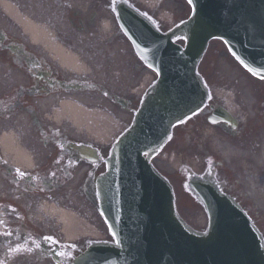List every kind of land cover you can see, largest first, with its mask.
Returning <instances> with one entry per match:
<instances>
[{
  "label": "flooded vegetation",
  "instance_id": "flooded-vegetation-1",
  "mask_svg": "<svg viewBox=\"0 0 264 264\" xmlns=\"http://www.w3.org/2000/svg\"><path fill=\"white\" fill-rule=\"evenodd\" d=\"M8 1L28 17L62 20L50 22L60 50L31 42ZM113 1L0 0V264H45L79 252L62 250L44 207L93 216L86 180L103 173L113 139L103 130L88 135L86 122L79 131L78 107L126 124L141 106L148 71L115 21L110 10L120 0ZM95 152L98 170L82 159ZM49 236L59 243L46 242Z\"/></svg>",
  "mask_w": 264,
  "mask_h": 264
},
{
  "label": "water",
  "instance_id": "water-1",
  "mask_svg": "<svg viewBox=\"0 0 264 264\" xmlns=\"http://www.w3.org/2000/svg\"><path fill=\"white\" fill-rule=\"evenodd\" d=\"M191 4L188 22L166 36L151 32L161 79L124 138L122 161L103 180L102 212L119 244L94 248L95 264H264L262 235L233 198L210 182L195 183L210 218L208 232L198 233L178 217L171 186L143 157L205 105L197 68L212 39L223 40L245 69L264 78V0ZM177 37L187 40L186 49L173 43Z\"/></svg>",
  "mask_w": 264,
  "mask_h": 264
},
{
  "label": "rangeland",
  "instance_id": "rangeland-1",
  "mask_svg": "<svg viewBox=\"0 0 264 264\" xmlns=\"http://www.w3.org/2000/svg\"><path fill=\"white\" fill-rule=\"evenodd\" d=\"M141 2L142 4L146 3L150 4L151 6H156L157 15H161L163 18L168 19L170 23L172 22L171 24L178 23L179 21L187 17L190 13L189 6L183 0H142ZM222 45L220 44V42H214L212 44L211 51L205 59L206 74L211 78L213 77L211 80V85L215 87L217 93H219L221 97L224 96L226 104L229 107L231 105V100H234L239 106H243L249 94V91L251 90V85L245 78H243L240 73L241 70H239V68L237 67L235 61L226 50V47ZM215 51H218L220 53L217 54ZM238 81L240 82L239 84ZM208 129L210 128L207 127L205 129L206 132L205 130L201 131V136H205L207 139L204 140H206L207 142L209 141L207 135L209 134ZM208 143L210 145L212 144L211 141H209ZM213 147L214 146L211 145V148L214 150ZM192 153L193 151L190 152V155H192ZM157 160V165L160 167V169H162L163 172L168 175V177H172L176 180V178L172 176L174 174V170L177 168L176 159L174 157L167 158L165 153H163ZM191 162L193 163V161ZM228 164L230 165V163ZM227 168L228 169L226 171L223 170L222 173L227 177L231 185L235 186L236 191H241L242 189L243 192H246L248 188L244 183V177L251 175V169L253 167L248 164L245 165L243 167L244 177L241 179L237 177L238 172L235 171L234 165L230 167L228 166ZM258 175V179L260 181L262 177L260 176V174ZM173 184L176 185L175 187H177V203L181 215L196 229H205L207 225V217L203 209L200 206H197L194 201L189 198V196H187L186 194H181L180 185H178L176 182H173ZM259 202L258 199H251V197L247 196L244 201V205L254 216L259 228L264 231V207L261 205L258 206L257 203L259 204Z\"/></svg>",
  "mask_w": 264,
  "mask_h": 264
},
{
  "label": "bare ground",
  "instance_id": "bare-ground-1",
  "mask_svg": "<svg viewBox=\"0 0 264 264\" xmlns=\"http://www.w3.org/2000/svg\"><path fill=\"white\" fill-rule=\"evenodd\" d=\"M13 13L16 15L15 11H13ZM27 27V31L29 32V34L36 38H42L44 37V35H46V33L44 31L41 30V28L31 24V23H27L26 25ZM38 40V39H37ZM88 115V114H86ZM214 144L216 147L220 148L223 153H224V157L227 160H230L232 162V159H238L240 161L241 160V156H242V152L241 150L233 145L232 141H225L223 140V138L220 136L219 133H214ZM264 165V158H262L260 161H258V163L256 164L254 170L260 171L263 169ZM264 182V180H262ZM250 182H251V186L254 190V195L255 197H257L258 201H260V203L262 205H264V183L260 186L257 187L256 186V179L255 177H250Z\"/></svg>",
  "mask_w": 264,
  "mask_h": 264
},
{
  "label": "snow or ice",
  "instance_id": "snow-or-ice-1",
  "mask_svg": "<svg viewBox=\"0 0 264 264\" xmlns=\"http://www.w3.org/2000/svg\"><path fill=\"white\" fill-rule=\"evenodd\" d=\"M191 2H192V0H189V3H191ZM8 235H11V234L9 233ZM113 235L115 236L116 234L113 233ZM44 239H45L46 242L51 241L52 243H59L58 241L54 240L53 237H50V236L49 237H45ZM117 244H119V241H117ZM36 246L39 247V245H36ZM57 254L58 255H62V253H57Z\"/></svg>",
  "mask_w": 264,
  "mask_h": 264
}]
</instances>
